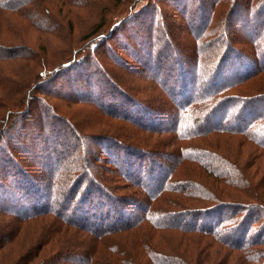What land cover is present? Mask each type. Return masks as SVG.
<instances>
[{
  "label": "trees",
  "instance_id": "1",
  "mask_svg": "<svg viewBox=\"0 0 264 264\" xmlns=\"http://www.w3.org/2000/svg\"><path fill=\"white\" fill-rule=\"evenodd\" d=\"M0 1L4 2V0ZM207 1L199 0L197 3L199 13L193 12L190 17H185L191 29H189L190 32L188 29L186 32L192 37L188 43L194 50V54H187L182 57L179 56L178 52L172 51L173 54L176 53L175 59L181 61L180 64H183L184 60H187V63H191L188 77L183 78L181 75L177 79L174 77L171 80L172 71L170 74L160 72L158 63L155 62V58L160 61L163 59L165 62L168 61L163 49L167 47L166 44L170 41L171 35L167 32L168 25L163 20L164 15H154L156 28L155 30L153 29L155 38L153 39L152 47H149L148 40H145V44L141 40L138 41L146 62L143 61L136 66L131 65V67L134 70L138 68L142 74L143 72L147 74L151 71L155 74H160L158 77L162 81V91L166 96L164 98H167V103L153 99L152 102L155 103L152 105L151 98H148L145 101L146 103L134 97H132L133 99H128L126 94L120 90L121 88L113 84L111 86L112 91H120L119 93H122L125 103L121 97L118 100L116 97H110L108 93V95L105 94L104 91H101V93L96 92L93 95L95 92L89 89L90 95L97 100V103L92 104H95L100 110H102L100 107L114 108L112 103L115 98L116 102L119 103L118 111L120 110L126 117L124 120L134 125H136L137 118L140 120L137 122L138 126L147 127L148 125V127L154 126L153 128H156L155 121L160 120L159 118L154 120L152 116L146 117L140 114V117H137L133 115L131 111L134 112L136 108L140 109L143 106L141 103L148 107H156L158 105L157 108H162L159 114L161 115L162 113L166 117V124H168L166 125V131L172 134L174 143L172 145L175 146L174 152L166 151L163 156L161 155L166 157L164 161L162 159L160 162L159 159L162 157H158L159 159L155 157L156 152L153 149L140 145L136 140H132L129 135L119 132H104L92 134L91 136V138L100 136L99 138L101 139H98V141L102 142L108 153L105 160L108 159L109 161L103 162L105 164L104 168H108L110 173L116 176L117 174L119 175L118 172L123 174L126 177L124 181H126L128 187L135 188L137 185L142 188L143 195L132 198L134 192L131 191L129 193L132 197L126 195L113 197L109 194L107 191L112 193L111 188L104 181L95 178L91 173V170L97 173L98 169H96L95 165H98V161L95 159L96 161L93 162L92 156H89V154L88 158H85L87 148L82 153L75 149L72 153L74 158L72 159L73 162H71L73 164L70 162L67 164L61 153L66 150L61 147L63 146L62 142L57 141V138L63 135L62 131L64 130L69 133L71 131L76 133L77 131L70 126L67 118L59 116L55 112L50 114L49 111L45 110L40 117H37L36 121L34 120V124L38 127L29 140L35 143L39 141L37 140L38 137L49 136L50 138L52 133L57 135V138H53L48 145H43L42 142H39L38 144L41 148L39 154L31 155V157L36 156L38 158L37 162H39L42 171L37 172L34 167L32 169L27 167L25 165L26 158L23 159V164L22 160L15 159L14 153L10 152L9 155L11 157L8 162L13 164L12 167L16 169V171L10 172L11 182L13 183L11 185L8 180H5L10 175V167H8L7 163L2 164V161L0 162V165L4 166L0 168V197H2L0 204L7 206L6 202L8 201V207L11 208V211L8 212L0 209V214L8 219V223H3L4 225L2 226L6 231L0 229V264H35L36 262H39V264H51L56 260H61L60 262L64 264L71 262L72 264H113L115 255L107 256L104 260L101 259L102 256L97 248L96 239H91L90 241L88 239L82 240V236L83 238H86V236L82 235L81 232L101 240L108 250L113 251L118 257L115 264H136L135 256L141 257L140 249L144 250L150 261L157 264H192L191 261L197 256H201L204 248L197 249L191 254L183 239V234H195L198 238H209L214 243L221 245L220 247L228 249L227 251L234 249L243 251L244 254L249 253L244 258L249 263L250 257L252 258L253 256V251L245 250L246 247L251 244H263L261 240L263 236L262 232L258 233L255 240H249L246 245H243L251 230L250 224H253L256 220L255 218L251 221L247 219L249 216L254 217V213H251L254 206L246 204H250L249 201L253 200L252 195H257L252 194L253 192H258L260 187L261 189L264 188V179L262 186L261 183L253 180L255 177H250V172L245 177L240 170L241 166L233 163L230 158L234 156L236 161L240 160V150L243 145L241 140L260 148L264 153V114H259L260 112L257 110L260 108L264 109V105L261 104L264 102L262 101L264 97H260V95L264 96V94L251 93L253 85L257 83V81L253 80L258 76L255 75L254 68L260 65L264 69V32L260 35L261 39L258 44H252V49L250 50L248 46L244 48L242 44L232 42L228 35L224 33V27L229 28V23L232 24L234 17L253 11L256 17H248L247 15V18L243 17L242 22L249 20L251 31H261L260 25L253 22L259 16L257 15L258 12L260 15L263 13H261V10H264V0H241L243 3L239 4H236L234 0H212L210 3ZM150 2L152 0H141L137 6L143 4L140 9L144 10L150 5ZM168 2L173 3V0ZM217 3H222V6L225 9L227 8V16L222 14V10L219 12L216 9V14H219L212 24L209 21L210 19L207 20L211 18V14L207 15V8L215 7ZM15 4L14 2L13 5ZM4 6L6 7V4L0 3L1 8ZM133 7L134 4L129 7L130 10ZM192 8L193 6L190 7L189 11ZM258 8L261 9L258 10ZM201 12L204 13L201 14ZM194 13L195 15H193ZM152 14L153 12L148 13L149 18H153ZM100 28L97 29L99 34L96 33L97 37H94L95 34L93 33L86 37V40H90L89 42L87 41V44H90V49L93 46V42L97 46L102 39L110 38L114 29L113 27L112 29L101 31L102 26ZM212 29H214L213 32ZM216 33L218 34L217 46L209 47V49L213 47V50L208 52V60L202 63L203 47H201L202 44L200 42L202 39H204V42H208L209 38H207V35ZM91 38L93 39L91 40ZM179 41L181 39L177 37L172 43L173 49L176 48L178 50L177 48L179 47L177 46L181 45ZM162 44L164 48L161 47ZM166 49L171 50V47ZM8 50L9 52L14 51L13 48H8V45H3L0 51V56L5 57L4 59L6 60H8ZM82 50L83 48L75 50V55L72 59L68 57L61 61L53 71H51L52 69L48 71L52 75L51 78L54 79L55 76L63 72V69L69 67L73 68V75L77 74L78 69H75L77 63L76 54L81 53ZM245 50L254 52L255 55H258L257 59L250 63L246 61L245 53L247 52ZM95 52L96 49L93 53ZM156 52L159 53L155 54ZM239 55H243L244 59H239L240 63L233 69L231 65ZM83 56L85 58L87 55ZM80 59H78V62L81 61ZM228 60L231 63L227 70L225 64ZM95 66L97 70L98 68L104 71L107 70V67H103V64L96 63ZM75 70L77 71L75 72ZM225 70L229 72L226 74ZM197 71L200 74V80L204 79L199 85L196 82ZM72 80L75 79L70 77L66 82L74 89ZM178 80H180V83ZM41 83L36 85L40 89H42ZM243 86L247 87L242 89ZM101 89L104 90L105 88L102 86ZM241 90L249 94L241 93ZM132 93H139V91L134 89ZM31 98L37 99L40 104L45 103L44 98L40 97L39 94L36 95L35 91L33 95L31 93L28 95V101ZM112 100L113 102H111ZM256 102L257 104H255ZM76 103L79 102L76 101ZM29 107L30 104L25 107L24 105L16 106L15 104L9 107L5 106L2 109V113H0V128L5 122L8 123V129L12 128L13 123H17V119H22L24 114L30 112ZM21 123H19L17 128L21 127ZM152 131H157V129H152ZM222 135L229 136L230 139L234 140L232 141L234 144L214 142L215 139L210 138ZM33 137H35L36 141ZM71 138L75 139L73 134ZM66 142L67 140L63 141V143ZM129 149L136 150L133 152L145 158V163H147H138L136 158L129 160V162L123 160L124 154ZM222 149L229 152L223 153ZM67 150H72L71 145L67 147ZM21 156L24 157L26 155L23 153ZM246 160H252L251 156L246 157L244 161ZM30 161L32 163L31 158ZM108 164L111 167L107 166ZM114 166L117 171L112 168ZM180 167L187 169L191 167L190 170H194L195 173L192 172L191 174L190 172L187 176L188 178L182 180L178 174ZM143 168H145L144 172L150 176L146 182L144 181L145 178L143 179L142 174H140ZM195 168L202 172H196ZM154 172L159 175L156 176V179L153 176ZM160 172L164 173L160 175ZM209 178H213L214 182L221 183L223 185L222 188L216 190L209 188L208 185L211 186L212 182L204 185L203 179L205 181L209 180ZM2 181L5 183H2ZM6 181L10 185L8 183L6 185ZM229 188L242 190L241 195H228ZM4 189L6 190L7 198L3 197L2 192ZM250 189H252L251 193ZM94 193H102V195L96 196ZM173 194L174 196L172 197L171 195ZM168 195H170L171 200ZM180 196L183 202L180 201ZM236 202L242 205H232V203ZM184 206L185 209L181 212L179 210L175 211V208ZM231 206L240 207L239 209H231ZM247 207H249L248 210L246 209ZM225 210L229 211L225 213ZM207 216H212L213 219L210 221L209 218L206 219ZM47 217L50 219H46ZM204 219L207 221H204ZM145 224L149 225L152 230L144 231L143 235L140 231L136 232L140 226ZM45 228V233H42ZM69 228L79 231L80 235L69 231ZM163 230L182 233L179 240L175 241L173 252L165 247H155V244L159 243L160 239L166 238L161 233ZM39 232L41 236L36 237L35 233ZM69 232L73 233L67 235ZM135 232L138 236L134 239ZM127 233H131L129 235L130 238L118 240L115 237ZM73 234L80 237L78 239L82 240L81 243L89 244V248L84 249L85 246L78 243L79 240L77 241V238L74 239ZM257 237L260 240H256ZM23 239L26 245L23 243ZM54 240L56 243L53 245ZM129 241H134V243H122ZM136 247L139 248V255L136 252ZM97 249L100 256L96 254ZM131 251L135 255L128 254ZM214 252L218 254L216 250ZM10 256H12L13 261L9 259ZM164 257L168 262L164 263ZM217 258L216 256L211 257L209 254L207 260L202 261L203 259H201V262L196 264H216L218 261H214Z\"/></svg>",
  "mask_w": 264,
  "mask_h": 264
},
{
  "label": "rangeland",
  "instance_id": "2",
  "mask_svg": "<svg viewBox=\"0 0 264 264\" xmlns=\"http://www.w3.org/2000/svg\"><path fill=\"white\" fill-rule=\"evenodd\" d=\"M140 1L141 0L0 1V3L6 4V7H0V51L3 45H8V48L14 49V51L11 52H9L8 50V60L4 59L5 57L0 56V113H2V109L5 106L9 107L10 105L15 104L16 106L24 105L25 107L27 104H30V112L28 114H24L22 119H17V123H13L12 128L8 129L7 122H5L0 128V162L2 161V164H8V167H10L9 173L11 171H16V169L12 167L13 164H9L8 162L10 161L11 157V155H9L10 152L14 153L13 155L15 159L17 158L19 160H22L21 162L23 164V159L26 158L27 160H25V165H27V167H30L31 169L34 167L37 172L42 171L39 162H37L38 158L36 156L31 157V155L39 154V151L41 150L38 144L39 142H42L43 145H48V143L53 138H57V135L55 133H52L50 138L49 136H41L37 139L35 134L36 139L39 141L37 142L35 137H33V139L36 141L35 143L33 141L30 142L29 140L38 127L34 124V120L36 121L38 119L37 117H40L41 113L46 110L49 111L50 114L55 112L59 116L67 118L70 126H72L77 131L76 133L71 131L75 139H72V134L66 130L62 131L63 135L57 138V141L62 142L63 146L61 147L66 150L61 153L64 156L67 164L68 162H73L72 159L74 157L72 153L75 149L76 151L82 153L84 152L83 150L87 148V151L85 152V158H88L89 154V156H92L93 162L96 160L98 161V165H95L94 163L96 169H98V174L94 173L93 170H91V173L95 176V178L104 181V183L111 188V192L114 194L107 191L109 194H111L113 197H119L121 195L132 197V195H130L129 193V191H131L134 192L132 198L141 197L143 195L144 192L143 190H141L142 188H139L137 185L135 186V188L128 187V184H126V181H124L126 177L123 174L118 172L119 175L117 174L116 176L115 174H111L108 168H104L105 164L103 162L109 161L108 159L105 160V157L108 155V153L106 152L104 145H102V142L98 141V139H101L99 138L100 136L92 138L91 136L92 134H100L104 132L123 133L129 135L132 140H136L137 142H139L140 145L148 146V148L153 149L156 152L155 157H162L166 151L172 153L175 149V146L172 145L173 136L171 133L166 131V125H168L166 124V117H164L162 113L161 115L159 114V111H162V108H157L158 105H156V107H148L145 106V104L141 103V105H143V108L140 107V109L136 108L134 112L131 111L133 115L137 117H140V114L146 117L152 116V119L156 120V118H159L160 120L155 121L156 128H153L154 126L148 127V125L147 127H144L140 124V126H138L137 122L140 120L137 118L136 125H134L124 120L126 117L120 110L118 111L119 103L116 102L115 98L113 99L114 102L113 100L111 101L113 102L112 106L114 108L100 107L102 109L100 110L97 106H95V104H92L97 103V100L95 97L90 95L89 89L92 92H95L93 93V95L96 94V92L101 93V91H104L105 94L108 93L110 94V97H116L118 98V100L119 97H121L124 102L122 93H119L120 91H112L111 86L113 84L116 87H120V90H122L124 94H126V97L128 99H133L132 97H134L136 99L138 98V100L140 99V101H142L143 103H146L145 101H147L148 98H151L150 101L152 105L155 103L152 102L153 99H156L158 102L167 103V98H164L166 96L162 91V81L158 77V75L160 74H155L151 71L147 74L143 72V74H145L143 75L138 68H135L134 70V68L132 69L131 67V65L136 66L140 62H146L138 41L141 40V42L143 41V43L145 44V40H148V43L150 44V46H148L152 47L154 42L153 39L155 38L153 34H155L154 30L156 28V20L154 15H164L163 20L168 25L167 32L171 35L170 41H165L168 43L166 44V48L171 47V50L164 48L162 44L161 47L164 48L163 52L165 56H167L168 61L165 62L164 59L160 61L159 59L155 58V62L158 63V69L160 72L170 74V72L172 71L171 80L174 77H176L177 79L181 75L183 76V78L188 77V74L190 75L191 63H187V60H184L183 64H180L181 61L175 59L176 53L173 54L172 51L178 52L180 54L179 56L182 57L187 54H194V50L188 43L190 42L192 37H190L186 32V30H189L190 27L186 22L185 17H190L191 13L193 12L199 13L197 10V3L199 0H173V3L168 2L169 0H152V2H150V5L144 10L140 9V6H143V4H139L137 6ZM211 1L207 2L210 3ZM14 2L16 3L15 5H13ZM234 2L236 4L243 3L241 0H234ZM133 4L134 7L132 8V10H130L129 7ZM144 4L146 3L144 2ZM191 6H193V8L191 9V11H189ZM216 9H218L219 12H221L222 10L223 15L227 14V8L225 9V7L222 6V3H217L215 7L207 8L208 14H206L208 16L209 14H211V18L206 19H210L209 21L212 24L214 23L216 16L219 14H216ZM259 9L261 8H258V10ZM150 12H153V18L150 17L151 19L148 16V13ZM195 13L193 15H195ZM203 13L204 12H201V14ZM261 13V15L259 12L257 13V15L259 16H257V18H255V22H253L254 24L260 25V27L262 28L261 31H251V23L249 20H247V22H242L243 17L247 18V15L248 17H256L254 12L252 11L248 12L247 14L242 13L241 15L234 17L232 24L229 23V28L224 27V33L228 35L229 39L232 42L242 44L244 48H247L248 46L251 50L252 44H258L259 40L261 39L260 35H262L264 32V10H261ZM260 21L262 22L260 23ZM101 26V31H106L114 27L112 34L110 38L102 39L97 46L96 43L93 42V46L90 49V44H87L90 40H86V37H88L92 33L95 34L94 37H97L99 35L97 33V29H99ZM202 29L203 28L201 26V30ZM256 29L258 30V28ZM213 31L214 29H212V32ZM177 37L181 39V41H179L181 45L178 44L179 46H177L179 47L177 48L178 50H176V48L173 49L172 44ZM217 37V33L213 35L208 34L207 38H209V41L204 42V39H202V41L200 42V44H202L201 47H203V60L201 61L202 63L208 60V52L212 51L214 46H217ZM93 38H91V40ZM210 46L213 47L209 49ZM94 47L96 49L95 53H93V51H95ZM81 48H83L82 52L76 54L77 63L75 65V69H78L77 74L73 75V68L69 67L67 69H63V72L61 74H58L54 77V79H52V75L48 71H50L51 69V71H53V69H55L60 64V62L65 60L66 58L70 57L72 59L75 55L74 51ZM250 50H245L247 52L245 53V56L247 57L246 61H248L249 63L254 62L258 57V55H255L254 52ZM158 53L159 52H156L155 54ZM83 55L87 56L84 58ZM250 55H252L253 57ZM79 58H81V61L78 62ZM239 59H244V56H237V58L231 65L233 66V69L234 67H237L238 63H240ZM96 63L103 64V67H107V70L104 71L100 68H98L97 70L95 66ZM230 63L231 61L228 60L225 64V68H227ZM261 67L260 65H257V67L254 68V73L258 76L253 80L257 81V83L253 85L251 93L258 92L260 94H264V69H262ZM227 70H225L226 74L229 72ZM76 71L77 70H75V72ZM196 73V82L199 85L202 80L204 81V79L200 80V74L198 73V71ZM70 77L75 79L72 80V85L75 87L74 89L71 88V85L66 82V80L70 79ZM38 81L42 82V89L36 86L38 83H40ZM178 82L180 83V80H178ZM87 84L88 86H86ZM102 86L105 88L104 90L101 89ZM31 87H33L34 89ZM245 87L247 86H243L242 89H245ZM134 89L138 90L139 93H132V90ZM34 91L36 95L39 94L40 97L44 98L45 103L40 104L39 101H37V99L35 98H31L28 101V95L30 93L31 95H33ZM241 93L249 94L244 90ZM260 97L264 96L260 95ZM262 99V101H264V98ZM88 100H90L91 103ZM76 101L79 103H76ZM252 103L254 104V102ZM255 104H257V102ZM261 104L264 105V102H262ZM109 109L112 110L109 111ZM257 110L260 112L259 114H264L263 108ZM20 122H22L21 127L17 128ZM152 129H157V131L153 132ZM210 138L215 139L214 142L234 144V142H232L234 140L230 139L229 136L226 135ZM66 140L67 142L63 143V141ZM241 142L243 145L241 146L242 149L240 150V162L236 161L234 156L233 158L231 157L230 160H232V162L236 163L238 166H241L240 170L245 177L246 174L248 175V172H250V177H255L253 180L255 182L261 183L263 186L262 182L264 179V153L260 148L253 146L250 143L245 142L244 140H241ZM69 145H71L72 147V150H70L71 152L67 150V147ZM133 151L136 150L129 149V151L124 154L123 160H127L129 162V160L131 161V159L136 158L138 160V163H145V158L139 156L136 152ZM222 151L223 153L229 152L224 149H222ZM23 153L26 156H21ZM250 156L252 160L244 161L246 157ZM30 158L32 160V163H30ZM165 158L166 157H162L161 159H158L161 162L162 159L164 161ZM110 163L112 162L110 161ZM107 166L111 167L109 164ZM1 167L4 166L0 165V168ZM143 167H145V165H143ZM112 168L117 171V168H115V166ZM180 168L181 169L178 170V174L179 176H181L182 180L187 179V176L190 174V172L191 174L192 172L195 173L194 170H190L191 167H188L189 169L185 167ZM144 169L145 168L142 169L140 174H142V178H145L144 181L146 182L150 176L146 172H144ZM195 170L198 173L201 171L196 168ZM164 172H166V170H164ZM164 172H160V175H162ZM11 173L8 176V179L5 180H8V182L12 185L13 183L11 182L10 178ZM120 176L123 178H121ZM153 176L156 179V176L159 175L154 172ZM194 178L196 177L194 176ZM144 181L142 180V182ZM214 181L215 180L213 178H209V180L205 181L203 179V184L207 185L208 183L212 182V184H210L211 186L208 185L209 188H213V190L222 188L223 185L221 183ZM8 182L6 181V185ZM2 183L5 182L2 181ZM228 192V195H241L242 190L229 188ZM251 192L252 189H250V193ZM2 194L3 197L7 196L5 189ZM94 194L96 196L102 195V193ZM252 194H257V197ZM252 194L251 195L253 197V200L249 201L250 204L246 205L254 206V208H252L251 210V213H254V217L249 216L247 219L251 221L255 218L256 220L253 224H250L251 230L249 231L243 245H246L249 240H255L258 233L260 234L261 232L263 236L261 239L263 241V244H251L249 247H246L245 250L249 252L253 251V254L250 253L253 256L252 258L250 257L249 263H247L244 259L249 253L244 254L243 251L234 249H229L230 251H227L228 249L226 250V248L220 247L221 245L214 243L209 238H198V236L195 234H183V239L185 240L186 246L189 247V251L191 254L192 252L197 251V249L204 248L202 251V255L197 256L194 260H192V264L201 262V259H203L202 261L207 260L209 254L211 257H218L214 261H218L216 262V264H264V188L261 189L260 187V190L258 192H253ZM171 196L173 197L174 194ZM1 198L2 197H0V199ZM168 198L171 200L170 195H168ZM179 199L180 201L183 200L181 199V196ZM6 204L7 206H3L0 204V209L4 211L7 210V212L11 211V208L8 207V201L6 202ZM233 204L242 205L239 202L232 203V205ZM165 205L167 204L165 203ZM239 207L240 206H231V209H239ZM183 209H185V206L182 208H175V211L179 210L181 212ZM246 209L248 210L249 207H247ZM227 211L229 210H225V213ZM262 214L263 216H261ZM208 218L210 221L213 219L212 216H207L206 219ZM46 219L50 218L47 217ZM194 219L198 220L197 218ZM206 219H204V221H207ZM3 223L7 224L8 219L4 218V215L0 214L1 230L3 229ZM45 230L46 228L42 231V233H45ZM146 230H152V228L149 225L145 224L140 226V228L137 229L136 232L140 231V233L143 235L144 231ZM69 231H73L74 233H76V235H80V232L77 230L74 231L73 228H69ZM73 232H69L67 233V235H71V233ZM136 232L133 237L134 239L136 238V236H138ZM161 233H163L166 238L160 239L159 243L156 242L157 244H155V247H165L166 249H169L173 252L175 249V241L179 240V237L182 233L179 234L180 232H173L172 230H163ZM81 234L86 236V238H83L82 236V240L88 239V241H90L91 239H96L97 248L100 250L102 256L101 259L104 260L107 256L115 255L114 261L112 263H117L116 260L118 257L116 256V254L113 251L108 250L101 240L92 238L88 234H84L83 232H81ZM67 235L65 236L67 237ZM129 235H131V233L121 234L120 236L115 237L118 240H123L130 238ZM35 236L40 237V232L35 233ZM249 236L251 237L249 238ZM73 237L74 239L77 238V241L79 240L78 243H81L82 240L78 239L80 238L79 236H75L73 234ZM256 240H260V238L257 237ZM22 241L26 245L24 239ZM55 243L56 242L54 240L53 245ZM122 243L129 244L134 243V241ZM81 244L85 246L84 249H87L90 246L86 243ZM98 249L96 254L100 256ZM215 250L218 252V254L214 252ZM136 252L139 255L138 247H136ZM128 254L135 255L133 251ZM140 255L141 257L139 256V258L135 256L136 264H157L156 262L149 260L148 255L144 252L143 249H140ZM9 259L13 261L12 256H10ZM60 261L56 260L51 264H64ZM165 262L168 261L164 257V263ZM35 264H39V262H36ZM68 264H72V262Z\"/></svg>",
  "mask_w": 264,
  "mask_h": 264
}]
</instances>
